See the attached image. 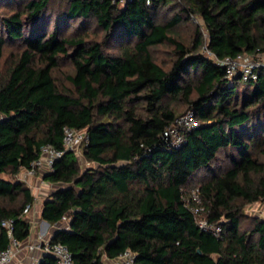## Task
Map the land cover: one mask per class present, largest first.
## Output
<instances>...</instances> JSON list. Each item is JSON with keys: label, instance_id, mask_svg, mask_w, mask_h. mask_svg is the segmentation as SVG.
I'll list each match as a JSON object with an SVG mask.
<instances>
[{"label": "trees", "instance_id": "trees-1", "mask_svg": "<svg viewBox=\"0 0 264 264\" xmlns=\"http://www.w3.org/2000/svg\"><path fill=\"white\" fill-rule=\"evenodd\" d=\"M149 1L0 0V61L15 47L0 67V221L29 238L20 214L35 196L15 177L43 145L62 147L66 126L86 129L89 165L74 151L58 159L42 207L51 224L67 218L51 239L77 264L127 249L135 264H264V216L245 209L264 202V71L227 77L204 51L263 54L264 0ZM193 23L188 43L180 28ZM189 111L200 126L175 145L164 131ZM195 187L221 235L198 225ZM9 244L0 226V250Z\"/></svg>", "mask_w": 264, "mask_h": 264}, {"label": "built area", "instance_id": "built-area-1", "mask_svg": "<svg viewBox=\"0 0 264 264\" xmlns=\"http://www.w3.org/2000/svg\"><path fill=\"white\" fill-rule=\"evenodd\" d=\"M148 2H150L148 0ZM204 51L217 61L220 65L226 68L227 77H233L235 74L240 73L244 79H257L259 74L264 71V53L257 56L239 55L236 58L225 57L219 58L208 46L205 45ZM4 114L0 111V120ZM200 126L193 111H189L183 115L178 116L174 123L164 131V135L171 139L175 145H180L186 138V132L192 131ZM88 138L86 129H74L65 127L64 138L62 147H56L52 144H45L41 147L39 156L32 162L31 167L24 168L25 181L31 184L32 177L36 176L44 182L45 175L54 171L55 162L63 157L67 151H74L78 154L80 148ZM31 187V186H30ZM33 186L31 187V189ZM40 185L35 186V190L40 189ZM189 207L194 213L198 225L205 229L210 230L216 235H221L222 227L219 224L210 222L205 215V205L202 201V196L199 187L192 188L187 198ZM34 202L26 204L20 216L30 215L31 217V234L27 240H19L15 237V219L3 218L0 221V226L3 227L9 237L10 244L5 249L0 250V264H28L25 261H18L19 254L22 251H27L32 255L40 252V256L36 258L35 264L47 255L55 258V264H77L74 260L73 253L68 246L60 241H52L51 238L45 236L43 233L35 232V218L32 216ZM259 209V208H258ZM262 208L257 210L256 214H261ZM136 255L131 249H127L119 256L112 259L115 264H135ZM110 259V258H105ZM104 264H107L106 262Z\"/></svg>", "mask_w": 264, "mask_h": 264}, {"label": "rangeland", "instance_id": "rangeland-1", "mask_svg": "<svg viewBox=\"0 0 264 264\" xmlns=\"http://www.w3.org/2000/svg\"><path fill=\"white\" fill-rule=\"evenodd\" d=\"M195 22H196L195 24L203 25V21L201 19H198ZM194 29H195L194 23L183 25L180 28V31L182 32V36L188 41V43L192 42L193 35H194ZM202 29L204 30L205 35L207 36V32H206V29L204 26L202 27ZM13 48H15V47L9 46V48L6 49L5 56L0 61V67H2V68L7 67L8 60L10 59L9 58L10 57L9 51H11ZM156 55H157V58L159 61H164V62L168 60V56H169L168 50L165 48L157 50ZM69 67H70V64L68 62L64 63V64H62L61 69L56 72V76H58L63 82H65L64 75L69 71ZM77 155L79 157L80 164L83 168L86 167L87 165H89V162L87 160H85V158H84L83 146L80 148V151H78ZM24 172H25V170L22 169V171L20 173H18V175L15 177V179L23 181L28 186H31V187L33 186L32 190H35V186H37V184H39L41 188L33 191L35 193V197L37 198L39 196L40 190L44 189L42 186L43 185L42 179L34 176V177H32L31 184H30L28 181H25V173ZM4 177L11 178V176L9 174L4 175ZM44 185H45L44 191H46L47 193H48V191L50 192L54 188V186L51 184H47V185L44 184ZM258 208L259 209L262 208V212L259 215L264 216V202H256V203H253L250 205L247 204V206L245 207L246 211H248L249 213H256L257 210H259Z\"/></svg>", "mask_w": 264, "mask_h": 264}, {"label": "crops", "instance_id": "crops-1", "mask_svg": "<svg viewBox=\"0 0 264 264\" xmlns=\"http://www.w3.org/2000/svg\"><path fill=\"white\" fill-rule=\"evenodd\" d=\"M86 160V159H85ZM44 184H51L54 186V188L48 193L46 191H44L45 189V185ZM43 190H40L39 196L34 200V208L32 210V216H34L36 224H35V232H34V236L37 235L38 232L43 233L45 236L52 238L53 235L58 231V230H62V229H66L68 227V220L67 218L63 219L60 222H57L55 224H47L46 220L42 218V207H43V202L45 200V198L50 195V193H52L55 189H57L60 184L58 183H53L47 179H44L43 182ZM35 190H32L33 195L35 196V193L33 192ZM40 256V252L36 251L33 255L31 253H28L27 251H22L19 254L18 257V261H25L28 264H35L36 262V258ZM105 262L107 264H115L114 261L112 259H105Z\"/></svg>", "mask_w": 264, "mask_h": 264}, {"label": "water", "instance_id": "water-1", "mask_svg": "<svg viewBox=\"0 0 264 264\" xmlns=\"http://www.w3.org/2000/svg\"><path fill=\"white\" fill-rule=\"evenodd\" d=\"M47 224H49L47 221H46ZM199 252L201 253V250H199ZM49 256V255H48Z\"/></svg>", "mask_w": 264, "mask_h": 264}]
</instances>
